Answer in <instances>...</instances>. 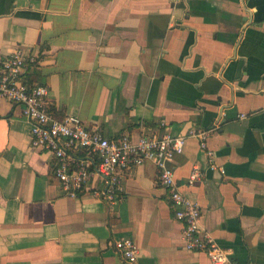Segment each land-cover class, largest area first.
Segmentation results:
<instances>
[{
    "label": "crops",
    "instance_id": "0c3cea01",
    "mask_svg": "<svg viewBox=\"0 0 264 264\" xmlns=\"http://www.w3.org/2000/svg\"><path fill=\"white\" fill-rule=\"evenodd\" d=\"M22 47L57 119L107 138L208 131L169 162L201 227L233 261L264 264V0H0V63ZM23 107L0 96V264H212L183 245L153 161L66 195ZM212 156H209V153ZM212 157V158H211ZM195 170L199 178L191 180Z\"/></svg>",
    "mask_w": 264,
    "mask_h": 264
},
{
    "label": "built area",
    "instance_id": "2783aa9c",
    "mask_svg": "<svg viewBox=\"0 0 264 264\" xmlns=\"http://www.w3.org/2000/svg\"><path fill=\"white\" fill-rule=\"evenodd\" d=\"M41 59L18 48L0 63V96L23 107V113L32 122L30 145L47 149L56 160L55 174L66 195L76 197L96 176L104 189L96 196L116 204L123 200L120 187L123 174L153 161L158 169V180L170 195L174 218L183 225V245L190 252H204L212 264H240L202 230L200 207L181 190L169 162L182 154L190 138L207 147L208 131L191 129L186 134L163 136L140 134L133 138L125 134L107 138L99 130L91 129L76 115L55 118L49 111V90L44 85L28 80ZM212 156L211 152H208ZM212 158V157H211ZM199 178L198 170L191 180ZM115 249L130 264L137 262L139 249L131 238L115 242Z\"/></svg>",
    "mask_w": 264,
    "mask_h": 264
}]
</instances>
